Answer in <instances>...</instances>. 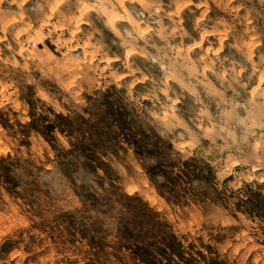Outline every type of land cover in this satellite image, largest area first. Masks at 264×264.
<instances>
[{
	"label": "clouds",
	"instance_id": "1",
	"mask_svg": "<svg viewBox=\"0 0 264 264\" xmlns=\"http://www.w3.org/2000/svg\"><path fill=\"white\" fill-rule=\"evenodd\" d=\"M0 264H264V0H0Z\"/></svg>",
	"mask_w": 264,
	"mask_h": 264
}]
</instances>
